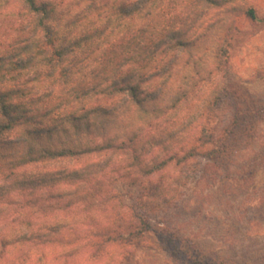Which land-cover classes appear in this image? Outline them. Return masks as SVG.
Returning a JSON list of instances; mask_svg holds the SVG:
<instances>
[{
	"label": "rangeland",
	"instance_id": "rangeland-1",
	"mask_svg": "<svg viewBox=\"0 0 264 264\" xmlns=\"http://www.w3.org/2000/svg\"><path fill=\"white\" fill-rule=\"evenodd\" d=\"M237 5L255 8L260 21L222 8L210 12L233 24L223 71L214 72L212 48L224 31L212 28L196 53L201 71L189 55L173 51L176 61L146 82L159 110L152 123L117 98L109 106L119 109L91 135L124 146L134 139L147 162L170 155L183 162L138 176L119 163L107 168L104 158L93 183H56V197L32 204L12 191L10 201L0 199V264H192L186 258L199 254L210 264H264V0ZM223 145L224 152L207 157ZM60 167L70 166L60 160L22 170ZM14 179L1 173L0 187ZM76 191L86 197L72 198ZM21 219L54 225L57 242L20 247L13 241L26 230Z\"/></svg>",
	"mask_w": 264,
	"mask_h": 264
},
{
	"label": "trees",
	"instance_id": "trees-1",
	"mask_svg": "<svg viewBox=\"0 0 264 264\" xmlns=\"http://www.w3.org/2000/svg\"><path fill=\"white\" fill-rule=\"evenodd\" d=\"M239 1L0 0V174L16 177L8 188L0 187V199L10 201L17 190L33 204L43 201L42 196L56 197L51 191L56 183H93L104 158L107 168L119 163L125 173L138 176L182 163L175 155L147 162L144 146L134 147V139L124 146L111 137L101 143L91 135L105 128V119L119 109L109 106L117 98H125V108H135L140 119L152 123L159 110L146 82L176 61L173 51L189 55L196 72L201 71L196 53L206 47L205 32L212 28L224 31L212 48L214 72L223 71L230 45L226 32L233 24L227 15L210 12L222 8L260 21L255 8L240 7ZM178 101L175 98L171 107ZM201 131L212 138L205 128ZM224 151H211L207 157ZM60 160L70 167L45 174L22 170ZM71 196L78 201L86 197L82 191ZM20 223L26 230L13 241H20V247L58 240L54 225L37 226L30 219ZM186 259L210 264L201 254Z\"/></svg>",
	"mask_w": 264,
	"mask_h": 264
}]
</instances>
